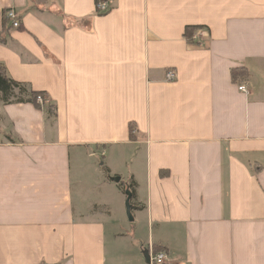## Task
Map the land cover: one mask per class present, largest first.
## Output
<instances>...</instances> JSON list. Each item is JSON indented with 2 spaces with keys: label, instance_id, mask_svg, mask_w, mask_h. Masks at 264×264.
Returning a JSON list of instances; mask_svg holds the SVG:
<instances>
[{
  "label": "crops",
  "instance_id": "1",
  "mask_svg": "<svg viewBox=\"0 0 264 264\" xmlns=\"http://www.w3.org/2000/svg\"><path fill=\"white\" fill-rule=\"evenodd\" d=\"M108 2L0 0V62L57 106L0 100V264H264V0Z\"/></svg>",
  "mask_w": 264,
  "mask_h": 264
},
{
  "label": "trees",
  "instance_id": "2",
  "mask_svg": "<svg viewBox=\"0 0 264 264\" xmlns=\"http://www.w3.org/2000/svg\"><path fill=\"white\" fill-rule=\"evenodd\" d=\"M96 1H99V0H96ZM4 18L7 19L6 11L4 12ZM78 23L82 26H89L90 20L82 19V20H79ZM199 28H201V26L188 25L185 27L184 36L187 38L188 41L190 42L196 41L194 39V35ZM232 74H233V77L237 79L239 77H243L244 75H246L247 72L244 68H234L232 71ZM39 96L43 98H47L48 101L45 104L40 103L38 99ZM0 100L4 104L32 103L39 109L44 108L45 110H48L49 113L52 115L57 114L56 104L53 103V101L49 99V96L45 92L33 90V88H31V86H29L27 83L20 82L12 78L7 70L6 65L2 62H0ZM129 128H130V137L134 138V132L136 130V125L134 123H130ZM167 173H168L167 170L161 171L162 176H164ZM134 185H135L134 182H131L129 184V188L132 190L133 195H135ZM156 250L159 251V250H162V248L157 246Z\"/></svg>",
  "mask_w": 264,
  "mask_h": 264
},
{
  "label": "built area",
  "instance_id": "3",
  "mask_svg": "<svg viewBox=\"0 0 264 264\" xmlns=\"http://www.w3.org/2000/svg\"><path fill=\"white\" fill-rule=\"evenodd\" d=\"M96 8H97V12L98 13H105L109 10L110 5L108 0H99L96 1ZM6 17L8 20L11 21V24L14 28H19L21 25V21L20 18L17 14V12L13 9V8H9L6 10ZM205 35V30H203V28H199L197 30V32L194 35V39L196 41L201 40ZM166 79L168 81H175L177 78V74L176 71L174 69H170L168 70L167 74H166ZM240 90L246 91V85H240L239 86ZM40 103L45 104L48 99L47 98H43L41 96L38 97ZM149 250H150V262L153 264H164V262L166 261V254L165 252L161 251V252H155L153 251V246L150 245L149 246Z\"/></svg>",
  "mask_w": 264,
  "mask_h": 264
},
{
  "label": "rangeland",
  "instance_id": "4",
  "mask_svg": "<svg viewBox=\"0 0 264 264\" xmlns=\"http://www.w3.org/2000/svg\"><path fill=\"white\" fill-rule=\"evenodd\" d=\"M102 168H103V166H102ZM126 168H124V169H126ZM105 172H106V170H105ZM109 177H111V176L109 175ZM108 182H110V184H113L114 188H115L114 192L110 190V193H109L110 197H111L112 204L114 206H117L120 203L121 209H122L121 213L116 214V224H117L116 230L120 231L121 233H124L123 235L127 236V234H131V231L134 228L133 227L134 222L131 221L127 215V210H126V198H127V196L125 193L126 188H124L125 183L123 182V180H121L120 182H114L110 179ZM118 196H120V197H118Z\"/></svg>",
  "mask_w": 264,
  "mask_h": 264
},
{
  "label": "water",
  "instance_id": "5",
  "mask_svg": "<svg viewBox=\"0 0 264 264\" xmlns=\"http://www.w3.org/2000/svg\"><path fill=\"white\" fill-rule=\"evenodd\" d=\"M111 179L113 181H115V182H120L121 181V176H119V175L113 176V177H111ZM126 195H127V198H126L127 215L129 217V219L131 221H133L134 220L133 211H132V206L133 205H132V202H131L132 197H133V192H132V190L129 187L126 188ZM145 255L147 257L146 260L148 262H150V254H149V251L148 250H146Z\"/></svg>",
  "mask_w": 264,
  "mask_h": 264
}]
</instances>
